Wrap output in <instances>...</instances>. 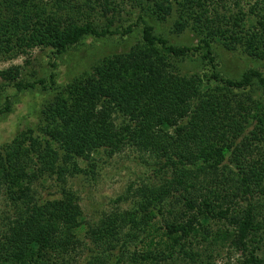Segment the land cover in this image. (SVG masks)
Segmentation results:
<instances>
[{
  "label": "trees",
  "instance_id": "trees-1",
  "mask_svg": "<svg viewBox=\"0 0 264 264\" xmlns=\"http://www.w3.org/2000/svg\"><path fill=\"white\" fill-rule=\"evenodd\" d=\"M228 1L137 0L142 10L138 19L113 29L119 11L116 0H54L51 5L60 11L49 13L47 20L30 14L39 11L36 0H0V54H28L38 45L63 54L87 35L123 36L141 26L142 39L152 49L173 56L200 53L210 65L208 79L228 90L245 89L255 80L264 85L257 68H248L239 78L223 76L206 35L193 45H175L157 34L146 18L148 12L158 20L176 15L179 30L203 34L209 28L210 35L222 36L227 46L264 60V0ZM67 6L74 11L99 8L106 24L99 27L94 17L80 23L69 14L62 16ZM249 19L255 23L245 26ZM106 63L87 78L75 79L69 90L73 99L68 90L60 91L47 105L42 136L24 135L17 143L0 146V194H6L11 205L5 227L0 228V264H127L124 256L139 242L145 246L132 255V264H217L214 251L220 250L221 242L244 256L233 264H263L257 250L264 240V217L259 219L256 209L264 208V134L254 133L261 138L254 144L244 131L251 119L264 133V112L246 107L235 93L231 101L208 100L197 108L177 92L164 97L160 81L168 82L170 75L136 53ZM20 73L19 65L0 71L4 79ZM46 82L39 78L15 81L14 86L54 88V70ZM10 109L7 99L0 112ZM127 145L150 153L164 172L159 184L131 187L119 198L137 197L135 208L87 221L78 195L69 189H62L59 199L39 201L35 196L32 186L46 174H73L79 159L93 166L94 154L101 149L112 156ZM230 150L237 171L224 163ZM250 193L255 203L246 205L243 198ZM213 222L224 230H213ZM83 226L89 242L80 236ZM201 240L207 243L208 256L198 248ZM80 257L82 262H77Z\"/></svg>",
  "mask_w": 264,
  "mask_h": 264
},
{
  "label": "rangeland",
  "instance_id": "rangeland-1",
  "mask_svg": "<svg viewBox=\"0 0 264 264\" xmlns=\"http://www.w3.org/2000/svg\"><path fill=\"white\" fill-rule=\"evenodd\" d=\"M53 1L36 0L38 5L36 10L39 9V11L30 14L34 17L42 15L47 20L49 13L60 11L57 5H51ZM86 3L91 5L89 2ZM116 5L119 11L115 14L117 16H115L114 24L111 27L113 29L116 26L123 29L134 23L138 19L139 13L142 12L137 0H116ZM62 8V16L69 14L74 19L79 20L80 23L94 17V23H97L99 27L106 24L105 18L98 11L99 8L96 11L95 9L86 8L74 11L68 9V6ZM236 9L237 5H235L234 10ZM41 10L43 14H41ZM146 18L155 25L157 34L165 36L169 43L175 45H193L202 36L206 35L212 42L218 70L225 77L239 78L248 68H257L264 75V60L249 55L243 48H236L233 45L227 46V41L222 36L212 37L208 32L209 28L202 30L203 34L191 28L181 31L175 26L176 15L158 20L148 12ZM254 23V19H249L244 22V25L250 26ZM129 53L144 56L147 64L170 75L168 82L165 79L160 81V89L164 97H167L169 93L177 92L180 98L185 97L187 99L191 108H197L205 106L208 100L210 102L216 99L231 101L233 93H235L246 107L257 106L256 110L258 112H264V85L258 80H255L252 85L245 89L228 90L214 80L208 79L211 72L210 65L202 58L200 53L173 56L160 48L152 49L142 39L141 26H133L132 32L123 36L95 37L87 35L78 43L70 46L63 54H52L49 46L42 45L29 49L28 54L18 53L15 55L13 52L0 54V71L15 65L21 67V73L15 79H4L0 75V108L3 107L7 99H9L11 105L10 111L0 112V146L17 143L16 139L24 135L27 137L42 136L41 126L45 112L48 109L47 105L56 96L58 97L60 91L68 90L69 100L73 99L75 94L69 90L75 79H85L86 76H90L95 72L96 67L102 68L103 63L107 64V61H113L118 56L128 55ZM52 63L55 64L54 68H52ZM53 70L56 72V85L54 88L43 89L38 86L31 89L17 90L14 86L15 81H34L39 78L45 79L46 84H48L49 75ZM185 87L190 88V92L187 93ZM119 121V119L116 120L117 123ZM254 121L250 119L248 127H245L244 136L252 137L249 140H252V143L255 144L261 138L252 135L254 133L260 135L264 133H260V130L256 129V122ZM52 145L57 148V143L53 142ZM255 153L253 152V154ZM94 157L93 166H90L87 161L79 159L78 169L74 170L73 174L68 172L64 175L63 173L46 174L36 182L34 187L32 186L35 196L39 201L59 199L62 196V189H69L78 195L84 218L87 221H96L105 213L112 211L119 213L123 212L122 210L135 208L137 197L131 195L128 200L119 199L121 196L126 195L131 187L134 190L143 184H159L162 182L161 178L164 172L159 170L160 165L156 163L157 159L137 146L127 145L123 151L112 156L101 149L94 154ZM235 161L236 159L230 150L226 154L224 163L237 171ZM32 171H34L33 168H30L29 172ZM255 197L250 193L249 196L243 198L245 200L243 203L246 205L252 204L249 201L255 203ZM10 206L6 200V194H0V228L5 227L6 216L10 213L7 210H11ZM258 210L261 213L260 219L264 217V208L256 209V211ZM157 219H154L156 224H158ZM218 227L223 229L224 226L218 222H213L212 229L218 230ZM85 229V226L79 229L80 236L84 241L87 239L86 242H89ZM202 241L198 244V248L203 254L206 253L204 254L205 257V255L208 256L207 252L204 251L207 243ZM139 243L130 246L124 256L127 261H130L127 264H132L131 257L134 253L138 254L143 250L145 244ZM227 245L221 242L218 246L220 250L214 251L216 256L213 257V260L217 264H233L237 259L244 257L240 252ZM259 246L257 254L264 260V240ZM84 255L87 254L84 252ZM78 261L82 262L81 257L77 259Z\"/></svg>",
  "mask_w": 264,
  "mask_h": 264
}]
</instances>
